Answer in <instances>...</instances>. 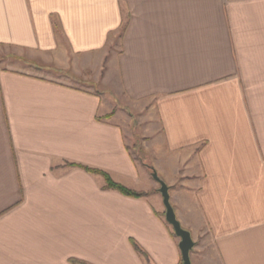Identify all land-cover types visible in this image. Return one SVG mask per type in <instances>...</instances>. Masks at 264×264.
<instances>
[{"label":"crops","instance_id":"obj_1","mask_svg":"<svg viewBox=\"0 0 264 264\" xmlns=\"http://www.w3.org/2000/svg\"><path fill=\"white\" fill-rule=\"evenodd\" d=\"M0 58V264H181L138 116L194 246L264 264V0H0Z\"/></svg>","mask_w":264,"mask_h":264},{"label":"rangeland","instance_id":"obj_2","mask_svg":"<svg viewBox=\"0 0 264 264\" xmlns=\"http://www.w3.org/2000/svg\"><path fill=\"white\" fill-rule=\"evenodd\" d=\"M114 47H117L114 46ZM13 65L14 62H3L2 61V58H0V67L1 68H4V67H8L9 65ZM68 82V81H67ZM71 82V81H70ZM76 86L79 85L78 83L76 82H73ZM82 88H85V89H90L88 88L89 85H86L84 83H82L81 85ZM93 89V88H92ZM95 90H97L98 92V89L95 88ZM115 108L113 109V112L116 110L117 107H122L124 108V105H123V102L122 101H116V103L113 105ZM139 117V120H141V116H138ZM138 118L136 117L135 120L134 118L132 119V121L128 122L127 126H125V130L123 131V136H124V140H125V144H126V148H127V151L131 157V159L137 164V167L139 169H143L147 176L149 177L148 180H150L155 188V190H158L159 188V185L156 184L153 179L150 177V169L149 168H146V166H150V167H153L152 166V162H153V159L151 160V157L149 156V154L147 152L144 151V142L146 141H149V139L147 140V138H144L141 136V133L140 131L138 130L137 128V124L140 126L141 125V121H139ZM136 124V129L134 128ZM153 139V138H152ZM152 156H153V153H152ZM154 169V168H153ZM93 170V169H92ZM96 171H99V170H96ZM102 172V171H100ZM104 173V172H103ZM106 174V173H105ZM158 174V173H157ZM109 176V175H108ZM160 177V176H159ZM111 179V178H110ZM112 180V179H111ZM113 181V180H112ZM105 182V181H104ZM114 183H116L115 181H113ZM118 184V183H116ZM121 185V184H119ZM123 186V185H121ZM124 187V186H123ZM106 188V186H105ZM125 189L129 190V191H132V192H136V193H139L141 194L140 197H136V198H143V197H147L149 196L150 194L152 193H155L154 192V189L153 190H140V191H136V190H131V189H128L126 187H124ZM129 197V196H128ZM132 198H135V197H132ZM173 232V231H172ZM204 243V238L201 237H198L197 240H196V243H195V246L194 248H201L202 247V244ZM199 253L201 252V254H198L199 255V264H213V263H210L211 261L209 260V257H211V249H198ZM193 252H195V249L193 250ZM191 255V254H190ZM211 259V258H210ZM212 260V259H211Z\"/></svg>","mask_w":264,"mask_h":264},{"label":"water","instance_id":"obj_3","mask_svg":"<svg viewBox=\"0 0 264 264\" xmlns=\"http://www.w3.org/2000/svg\"><path fill=\"white\" fill-rule=\"evenodd\" d=\"M151 178L159 185L158 193L162 198V204L164 206V218L165 222L171 227L174 236L179 240L178 249L181 255V264H191L190 252L194 248V242L191 234L183 229L178 222L174 209L170 203L169 187L160 179L157 172L150 166Z\"/></svg>","mask_w":264,"mask_h":264},{"label":"trees","instance_id":"obj_4","mask_svg":"<svg viewBox=\"0 0 264 264\" xmlns=\"http://www.w3.org/2000/svg\"><path fill=\"white\" fill-rule=\"evenodd\" d=\"M145 167L147 168L148 166L145 165ZM86 171L90 172V173H94V174H97V175H100L103 177L104 181H105V186H106V189H109V190H113V191H116L120 194H123L125 196H129V197H140L141 194L139 193H136V192H132V191H129L127 189H125L123 186L119 185V184H116L114 183L110 177L103 173V172H100V171H96V170H92V169H89V168H84ZM174 235V234H173ZM135 249L138 250V247L135 246ZM82 264V263H81Z\"/></svg>","mask_w":264,"mask_h":264}]
</instances>
